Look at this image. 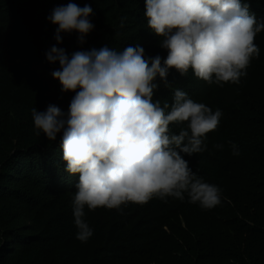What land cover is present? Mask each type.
Returning a JSON list of instances; mask_svg holds the SVG:
<instances>
[{
  "label": "trees",
  "instance_id": "16d2710c",
  "mask_svg": "<svg viewBox=\"0 0 264 264\" xmlns=\"http://www.w3.org/2000/svg\"><path fill=\"white\" fill-rule=\"evenodd\" d=\"M69 2L91 5L95 24L83 45L77 33L62 34L58 46L69 55L139 43L147 56H167L148 27L145 0H0V264H264V31L255 38L260 56L239 84L209 85L173 68L172 89L161 84L154 96L171 103L179 88L222 110L219 126L207 134L208 151L185 157L222 189L221 203L203 209L187 197L153 198L123 211L85 209L94 233L81 242L71 206L78 176L64 171L59 136L37 135L31 115L49 104L66 111L75 94L61 91L51 75L59 63L45 55L57 44V25L47 16ZM248 2L264 17V0Z\"/></svg>",
  "mask_w": 264,
  "mask_h": 264
},
{
  "label": "clouds",
  "instance_id": "9594fccd",
  "mask_svg": "<svg viewBox=\"0 0 264 264\" xmlns=\"http://www.w3.org/2000/svg\"><path fill=\"white\" fill-rule=\"evenodd\" d=\"M93 15L91 5L69 2L47 16L57 25V44L45 53L50 63H59L51 75L62 92L75 94L66 111L56 104L31 109L36 134L51 141L59 136L64 171L78 176L71 200L77 239L87 242L94 233L85 209L123 211L130 203L186 197L203 209L217 206L222 189L198 175L185 157L208 151L207 134L219 126L222 110L179 88L171 103L154 96L161 84L172 89L167 77L173 68L209 85L239 84L260 56L255 38L264 31V17L251 12L248 0H145L148 27L166 58L147 56L139 43L71 55L58 46L62 34L73 32L85 44L95 29ZM228 143L238 156V146Z\"/></svg>",
  "mask_w": 264,
  "mask_h": 264
}]
</instances>
